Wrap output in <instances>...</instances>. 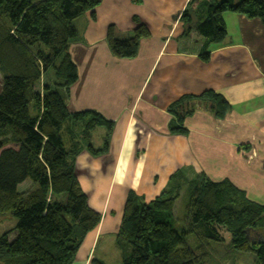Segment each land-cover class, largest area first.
Instances as JSON below:
<instances>
[{"label":"trees","instance_id":"trees-1","mask_svg":"<svg viewBox=\"0 0 264 264\" xmlns=\"http://www.w3.org/2000/svg\"><path fill=\"white\" fill-rule=\"evenodd\" d=\"M101 2L0 0V216L16 219L14 228L0 236V264H72L101 221L81 187L76 162L83 149L107 153L114 124L96 111H71L68 105V92L79 77L70 53L79 36L74 21L86 13L95 16ZM226 12L264 24V0H189L182 12L186 37L196 32L202 38L204 61L228 35ZM134 20L133 35L126 39L116 36L114 24L108 26L117 58L135 57L141 39L150 35L145 23L137 16ZM51 68L52 79L47 76ZM200 108L222 119L232 105L213 89L183 95L168 107L174 114L171 132L187 135L185 120ZM101 126L106 127L104 145L96 148L92 132ZM28 179L32 184L21 191L19 185ZM181 185L190 198L179 230L173 222ZM259 223L264 224V202L229 179L213 180L205 173L179 180L149 201L130 191L117 238L124 253L119 264L206 263V251L199 254L201 246L190 245L188 235L210 245L223 241L225 231L236 251L252 252L256 264H264V236L250 235L260 230ZM94 263L107 264L98 258Z\"/></svg>","mask_w":264,"mask_h":264},{"label":"crops","instance_id":"crops-1","mask_svg":"<svg viewBox=\"0 0 264 264\" xmlns=\"http://www.w3.org/2000/svg\"><path fill=\"white\" fill-rule=\"evenodd\" d=\"M188 2L102 0L96 15L83 14L76 26L80 37L71 42L70 53L79 77L68 92L69 108L96 111L114 126L107 153L83 149L77 157L81 187L102 217L72 264H95L97 258L107 264L122 261L117 238L130 191L149 201L179 180L205 173L213 180L229 179L251 199L264 202V24L226 12L228 35L204 61L199 56L202 38L196 32L184 34L180 14ZM135 16L150 35L141 39L135 57L117 58L107 39L108 26L132 31ZM209 89L226 97L231 112L220 119L200 108L185 120L187 135L171 132L169 105ZM101 128L99 147L106 127L92 132L96 146L95 132ZM15 225L0 217V236Z\"/></svg>","mask_w":264,"mask_h":264},{"label":"rangeland","instance_id":"rangeland-1","mask_svg":"<svg viewBox=\"0 0 264 264\" xmlns=\"http://www.w3.org/2000/svg\"><path fill=\"white\" fill-rule=\"evenodd\" d=\"M181 14H182V12H181ZM181 14H180V16H181ZM81 16L83 17L85 15H81ZM81 16L74 21V23L77 27H80V25L83 22V19H80ZM115 30H116L115 31L116 36L118 38H121V39H126L129 36L133 35V30L132 31L131 30L130 31H121L118 27H116ZM77 37H80V33H79V36H77ZM47 76L50 77L51 79L54 78V69H52V68L49 69L47 71ZM0 81H2L1 72H0ZM172 122H174V120H172ZM67 126L68 125L65 124V128H67ZM100 130H101V132H99V131L95 132L94 142L96 144V146H95L96 148L99 147V146H97V143H99V141L102 139V137H103L102 130H105V129L101 128ZM103 145L104 144H102L100 147H102ZM27 182L28 183H25L22 187H20L21 191L27 189L28 188L27 185H29V183L32 184V181L30 179H28ZM170 185L172 186L173 184L171 183ZM169 190H171V189H168L167 191H169ZM173 190L175 191L176 189H173ZM189 198L190 197H189V194H188L186 187L181 185L180 196H179L178 200L176 201V204L174 207L175 221L173 222L179 230H182V228L184 227V223L186 222V214H187V209H188ZM0 217H4V216H0ZM6 217H9L14 222H16L15 217L10 216V215H8ZM258 227L260 228V230L252 231L250 233L252 239H255L258 237L261 238L264 236V224L259 223ZM87 236L88 235H86V237ZM187 241L193 247L201 246L199 251H198L199 254L206 251L203 254H207V259L209 260V262L204 263V261H203V263L200 262V264H256L255 256L252 252L236 251L232 247V235L228 231H225L223 241L211 242L210 245H208L207 243L202 241V239L199 236H197L196 234H189L187 237ZM92 256H93V254H91L90 259L92 258ZM203 259H201V260H203Z\"/></svg>","mask_w":264,"mask_h":264}]
</instances>
